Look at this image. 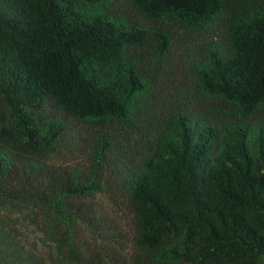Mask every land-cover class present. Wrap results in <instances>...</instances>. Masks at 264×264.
<instances>
[{
  "label": "trees",
  "instance_id": "obj_1",
  "mask_svg": "<svg viewBox=\"0 0 264 264\" xmlns=\"http://www.w3.org/2000/svg\"><path fill=\"white\" fill-rule=\"evenodd\" d=\"M0 206L86 264H264V0H0ZM0 264L46 263L0 225Z\"/></svg>",
  "mask_w": 264,
  "mask_h": 264
},
{
  "label": "rangeland",
  "instance_id": "obj_2",
  "mask_svg": "<svg viewBox=\"0 0 264 264\" xmlns=\"http://www.w3.org/2000/svg\"><path fill=\"white\" fill-rule=\"evenodd\" d=\"M187 43V40H181L183 48L184 45L189 46ZM176 52L181 51L177 49ZM175 63L176 66H179V62ZM176 74L174 82L178 84L182 76H178V73ZM169 79L170 76L165 82L167 89L172 86L169 84ZM112 138L114 156L125 164L130 162L134 163L136 158L138 159L137 161H140L138 163H141L143 157L148 153L144 149L146 146L143 144V141L135 136L132 137V133L127 132L126 129L118 128L117 131L112 134ZM69 159L71 160V158ZM104 188H107V186H104ZM96 200L100 205L105 207V210L109 214L114 215L117 213V218L120 221H125L127 209L123 205H120L119 208L115 206L113 194H99L96 196L95 201ZM0 225L4 226V229L9 232L20 245L45 261L46 264H75L76 262V264H86L85 260H90L91 256L94 255V247L90 245V243H88L89 247L86 249V251H89L87 253L90 254H81L76 260L69 256L67 250L63 252L61 245L51 240L52 234L45 233L40 213H37L36 210L29 207L0 206ZM125 253H129L128 249Z\"/></svg>",
  "mask_w": 264,
  "mask_h": 264
}]
</instances>
